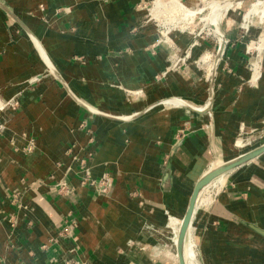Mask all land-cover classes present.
I'll list each match as a JSON object with an SVG mask.
<instances>
[{"label": "crops", "instance_id": "0c3cea01", "mask_svg": "<svg viewBox=\"0 0 264 264\" xmlns=\"http://www.w3.org/2000/svg\"><path fill=\"white\" fill-rule=\"evenodd\" d=\"M156 2L0 0V264H180L198 180L264 143L255 34L232 33L225 58L206 60L215 46L171 33L167 16L162 29ZM245 129L258 144L237 145ZM82 161L105 192L82 182ZM212 183L187 264H264V152Z\"/></svg>", "mask_w": 264, "mask_h": 264}, {"label": "rangeland", "instance_id": "374dc122", "mask_svg": "<svg viewBox=\"0 0 264 264\" xmlns=\"http://www.w3.org/2000/svg\"><path fill=\"white\" fill-rule=\"evenodd\" d=\"M214 1H218L219 3L221 2L220 3L221 5L228 3L227 0H214ZM200 2L202 4L201 6L206 4L203 0H200ZM255 6H256V0H245L242 2V5L239 6L238 8H235V6L232 5L230 8H228L226 10V12L224 11L222 13V16L220 17V21H219V26L221 28L222 34L224 35V39H225L223 49L221 48V46H218V39H217L216 35L212 31H210L209 27L205 26L204 22L199 21L198 18L196 19L195 22H191L188 24L183 22V21L179 22V20H177V21H175V23H171V25H170L171 27L165 25V20L163 19L164 15L161 17L160 20L156 19V18L155 19L158 21L159 24H161L162 29L170 27L171 33L178 32V31L187 32V33H190V35H192V36H196L197 37L196 39L210 41L211 44L215 46V51L213 53H207L206 56L209 54V56H212L211 59L213 58V60L216 59V55H217V58L219 60H222L225 58L226 47H227V44L230 42V40H229L230 36L229 35H231L234 32H242L243 34H248V33L252 32L253 34H255V37L257 38V40L254 44L250 45L249 49L251 47H253V45L258 47V49L262 48L261 46H263L261 51L254 50L253 57H252V61H254V63L256 62V60L258 61L259 71H260L261 60H262V58H264V41H263V43H259V41L261 40V37H262L261 32L264 29V24H262V23L260 24L259 19L264 21V11L262 8H258L259 9L258 11H253ZM187 7H189V6H187ZM188 11H189V14L193 15L196 12V8L190 7ZM249 15H250V17H249ZM229 18H230L231 22L228 25L227 21H229ZM248 21L251 22V24H249ZM221 49H222V51H221ZM186 53L189 55V57L186 60V62H184L183 64L188 63L192 59L191 54L189 51H183L181 54H180V52H178L179 56H183ZM213 54H214V56H213ZM261 55H263V56L261 57ZM256 57L258 59H256ZM174 61L176 62L175 58H174ZM179 64H182V62L178 63V65ZM255 66H258V65H254V67H253L254 72L256 71ZM256 73L257 72H255L254 79H256L257 76L259 75L258 73L257 74ZM260 135H261V132L260 133H251V130L245 129L244 134H241L238 137L237 142L238 141L239 142L237 145L239 147L249 148V147H251L252 144H248V143L254 142L253 145L255 146V144L259 143V141L257 139L259 138ZM223 181L224 180L222 178L221 180H219L218 184L220 182H223ZM216 190H217V188L216 189H212V188L210 189V192H212L213 196H215L216 192H218V190L217 191ZM202 195L200 196L198 203H202V200L204 199V194L202 193ZM163 245L166 246L168 249L170 248V245H171V234L170 233H167V235L165 236V243H163ZM175 245L176 244H174V246ZM175 249L176 248H174V253H175ZM191 254L192 253L189 252L190 258H191ZM177 256H178V253H175V257H177ZM172 263L178 264L175 261V259L173 260Z\"/></svg>", "mask_w": 264, "mask_h": 264}, {"label": "bare ground", "instance_id": "6f19581e", "mask_svg": "<svg viewBox=\"0 0 264 264\" xmlns=\"http://www.w3.org/2000/svg\"><path fill=\"white\" fill-rule=\"evenodd\" d=\"M203 1L206 4L196 8L195 14L191 15V14H189V11H188L190 7H187L184 2H180L178 0H170V2L167 3L164 0H157L154 13L157 14V15L167 16L169 23H175V21L179 20V22L183 21V22L188 24V23H191V22H195L196 19L198 18L199 21L204 22L205 26L209 27L210 31H212L216 35V37L218 39V46L222 47V45H223V36L221 34V28L219 26L220 17L222 16V13L224 11L226 12V10L228 8H230L232 5H234L235 8H238L242 4V2L245 1V0H227L228 3L223 4V5L220 4L221 2L219 3L218 1H214V0H203ZM166 4H168L167 8H163V6H165ZM198 4H200V3H198ZM258 8H262L263 11H264V0H256V6H255L253 11H258L259 10ZM249 17H250V15H249ZM211 57L212 56L206 57V60L207 59H211ZM254 65H258V66H255V68H256V72L259 74L260 71H259V64H258L257 60L254 63ZM254 76H255V73H254ZM171 102L176 103L175 100H171ZM4 108H5V106H3L0 103V110H3ZM216 184H218V183L216 182ZM212 187H214V184L211 181L209 184L205 185L198 192V195H197V197L195 199V206H194V210H193L192 216L194 214L195 208H196V206L198 204V199H199L200 193L202 191L206 192V194H204V201H211V196H209L210 194L207 195L208 194L207 191H208V189H211ZM191 219H192V217H191ZM182 224H183V221H182ZM182 224H181V227H180V231H181V228H182ZM188 230H189V227H188ZM180 231H179V236H178V239H177L178 241L176 240V242H175L176 245L174 246V248H176L175 249V253H178V255H179V245H180ZM187 234H188V231H187ZM187 234H186V238H187ZM186 238H185V242H184V244L182 246V250H183V255H184V258H185V261H186V264H187L188 257H189L188 252L193 254L194 253V248H193V245L190 244V246L187 249Z\"/></svg>", "mask_w": 264, "mask_h": 264}, {"label": "water", "instance_id": "95a60500", "mask_svg": "<svg viewBox=\"0 0 264 264\" xmlns=\"http://www.w3.org/2000/svg\"><path fill=\"white\" fill-rule=\"evenodd\" d=\"M176 100V102H180L182 103L183 100H178L177 98H172L171 100ZM185 104V102H184ZM192 107V106H191ZM194 110L202 112L201 110H198L195 107H192ZM264 152V143L233 158L232 160H229L227 162H224L222 164H219L217 166H215L214 168L210 169L207 173H205L196 183V186L193 190V193L190 197V202H189V206L188 209L184 215L183 218V224H182V228L180 231V245H179V262L180 264H186L184 255H183V250H182V246L185 242V238H186V234L188 231V227L190 225L191 222V217H192V213L194 210V206H195V199L198 195V192L207 184H209L211 181L215 180L216 178L220 177L221 175L229 172L230 170L234 169L235 167L249 161L250 159L258 156L260 153Z\"/></svg>", "mask_w": 264, "mask_h": 264}, {"label": "built area", "instance_id": "2783aa9c", "mask_svg": "<svg viewBox=\"0 0 264 264\" xmlns=\"http://www.w3.org/2000/svg\"><path fill=\"white\" fill-rule=\"evenodd\" d=\"M188 53V52H187ZM184 54L183 56H179L178 55V52H173V56L176 60V64L182 62H186V60L188 59L189 55L188 54ZM261 76V73L259 74V76L254 80L253 78V82L257 81L258 78H260ZM171 101V100H170ZM174 103V102H172ZM175 104H181L180 102H176ZM81 178H82V182L84 184H90L92 186H95L97 188L98 191H101V192H105L106 189L108 188V186L110 185V180L104 178L102 180H99V179H93L92 176H91V167L90 166H87L85 161H82L81 162ZM68 185L64 183H62V187H67ZM196 251H197V245L195 247ZM196 259H197V254H196ZM69 263V262H68ZM196 264H200L198 259L196 260Z\"/></svg>", "mask_w": 264, "mask_h": 264}]
</instances>
